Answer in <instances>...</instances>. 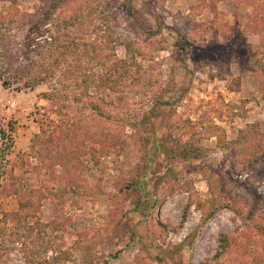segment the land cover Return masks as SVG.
Here are the masks:
<instances>
[{"label":"rangeland","instance_id":"obj_1","mask_svg":"<svg viewBox=\"0 0 264 264\" xmlns=\"http://www.w3.org/2000/svg\"><path fill=\"white\" fill-rule=\"evenodd\" d=\"M51 1L0 0L6 16L0 23L21 42ZM80 1L47 24L44 39L58 42L45 54L62 59L55 76L34 88L0 81V264H264V146L249 161L235 156L244 147L237 142L242 130L264 133V0H90L87 18L74 14ZM130 6L152 28L160 16L162 31L146 35ZM104 14L118 19L115 44L105 36ZM198 53L203 61L194 60ZM157 96L176 101L171 133L182 142L200 139L205 150L200 159L175 163L174 193L161 187L154 215L165 228L153 217L125 215L129 202L101 198L79 206L73 199L62 206L63 191L50 189L64 179L115 192L143 153L130 127L88 105L101 103L105 112L128 118ZM99 125L124 128L127 144L112 147L98 164L85 150L78 174L33 145L44 131L66 136L71 127L92 133ZM208 179L240 214L220 210L189 246L204 213L198 202L214 198ZM115 219L126 227L118 236L111 231ZM222 234L228 243L217 258Z\"/></svg>","mask_w":264,"mask_h":264},{"label":"trees","instance_id":"obj_2","mask_svg":"<svg viewBox=\"0 0 264 264\" xmlns=\"http://www.w3.org/2000/svg\"><path fill=\"white\" fill-rule=\"evenodd\" d=\"M72 1L52 0L47 8L41 5L37 14L30 20V28L21 42H19L17 33H10L9 29H6L4 23H2L5 21L6 16L0 10V19L2 21L0 23V81H2L4 86H8L13 82H22L24 88H34L55 76L57 70L61 68L62 59H60L58 54L51 56L45 54V48L48 45H56L58 42L55 40L47 42L44 39L46 32L49 30L47 24L60 8L71 5ZM89 1L81 0L74 14L86 18L88 14H92L91 10L93 7L89 6ZM128 14L139 29L149 37L155 36L162 31L163 22L160 16L157 17L158 27L152 28L134 6L128 8ZM100 20L105 24L106 38L111 41V44H115L116 41L113 40V34L118 24L117 17L104 14ZM99 29L97 28L96 30ZM112 49H115V47ZM129 50L127 47V54H130ZM197 56L194 57L195 61H203V53L201 55L198 53ZM126 61L124 60V63H127ZM115 68L118 70L119 65L117 64ZM88 108L92 113L102 116L107 121L113 120L124 127L127 126L132 129L130 137L136 139L143 151L139 165L130 179L115 187V192L104 193L97 187H83L81 185V188H79V184L75 181L71 182L70 179H64V183L59 184L56 188H51V192L53 190L63 191L62 206L73 199L79 206L83 201L101 198L113 202L117 200L118 204L122 206L129 202L132 208L127 210L125 215L137 213L143 218L152 219L153 217V221L156 224L165 228V224L161 221L158 223V217L154 215L156 207L160 205L159 192L161 187L166 186L165 190L168 196L174 193L175 181L178 180L175 163L189 159H200L205 155V150L199 142L200 139L182 142L179 137L171 133V127L176 115V101L165 100L159 96L154 97V101L147 108L138 113L135 112L128 118L105 112L101 103H93L88 105ZM97 128L92 133H87L86 131H81V127L74 126V128H70L71 133H66V136H63L58 130H54L51 133L44 131L42 135H37V142L33 145H41V154L66 168L68 173L78 174L77 171L81 173L82 168H84L85 161L83 157L85 150L94 158V162L98 164L99 157L106 155L112 147L123 148V145L127 144V136L123 134L124 128L120 132H115L112 128L104 127V125H99ZM208 128L216 130L219 125H215L213 128L209 126ZM198 132L200 133V131ZM88 142L96 144V146L90 147ZM237 142L244 145V147L238 148L239 151L235 155L238 158L237 160L244 161L245 159L249 161L251 157L257 156L259 148L264 146V133L255 130L254 127L249 131L242 130ZM261 158H263V155ZM208 180L210 189L214 193V198L208 202H198V206L204 210V213L197 231L190 238L189 246L194 243L198 231L220 210L230 208L240 214L239 209L232 204V200L221 193L219 187L215 186L212 180ZM52 197L55 199L54 195ZM191 205L190 203L187 204L183 213L182 223L187 220ZM119 223L120 219H115L111 227V231L115 236L120 235L118 232L126 228L120 226ZM127 225H130L129 222ZM221 237L217 258L222 254L226 246L224 243H228L227 235L222 234Z\"/></svg>","mask_w":264,"mask_h":264}]
</instances>
